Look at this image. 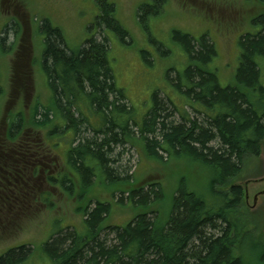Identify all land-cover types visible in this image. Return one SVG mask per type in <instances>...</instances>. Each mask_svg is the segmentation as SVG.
I'll list each match as a JSON object with an SVG mask.
<instances>
[{"label": "trees", "instance_id": "16d2710c", "mask_svg": "<svg viewBox=\"0 0 264 264\" xmlns=\"http://www.w3.org/2000/svg\"><path fill=\"white\" fill-rule=\"evenodd\" d=\"M96 2L100 37L88 40L78 52L68 48L63 32L48 21L40 29L45 36L42 67L52 98L39 121L37 107L33 123L38 128L49 127L54 114L66 125L61 134L73 133L64 137L70 146L64 168L70 171L55 174L51 181L69 199L76 200V213H82L86 228L82 235L75 230L54 233L45 245L47 255L54 264H250L241 244L250 240L252 246L264 248L257 234L261 223L249 213L243 187L233 182L244 172L248 158H259L264 143V17L259 18L261 31L240 41L242 52L234 83L225 88L218 74L209 69L217 52L207 37L197 41L176 31L174 39L192 60L201 63L188 67L185 78L190 88L185 92L189 101L204 111H196L202 113L199 118L182 116L176 121L172 118L175 108L170 110L172 102L166 104L155 95L152 109L139 125L125 91L117 86L109 60V40L102 33L108 29L124 43L129 34L115 18L114 4L109 0ZM160 2L163 0L139 8L138 19L145 31L148 19L161 14ZM88 112L95 118H88ZM19 121L9 130L12 136L0 139V152L12 150L16 160L22 161L18 154L35 151V146L27 147L14 136V131L22 128L23 120ZM131 126L143 141L148 160L166 166L171 158H183L206 174L189 166L172 172L168 187L163 180L139 178H133L131 184L127 171L117 167L122 155L118 149L137 136ZM14 142L16 148H11ZM102 174L113 188L111 201L91 196L93 185L102 182ZM196 179L205 184L197 190ZM116 192L120 197L114 203ZM166 199L171 202L167 212L162 209ZM125 203L137 212L133 220L122 227L108 225L113 206ZM104 230L113 231V236L103 234ZM31 252L26 246L11 249L0 257V264H23ZM257 259L264 264V252Z\"/></svg>", "mask_w": 264, "mask_h": 264}, {"label": "rangeland", "instance_id": "374dc122", "mask_svg": "<svg viewBox=\"0 0 264 264\" xmlns=\"http://www.w3.org/2000/svg\"><path fill=\"white\" fill-rule=\"evenodd\" d=\"M109 2L115 5V18L128 32L129 40L127 43L122 42L108 29L102 34L109 40V60L117 86L125 91L128 102L134 109V120L139 125L143 124L152 109L155 95L166 101V104L167 101L172 102L170 110L175 108L172 118L176 121L181 120L182 116L199 118L202 113L196 111H204L189 101L185 92V88H190L185 78L188 67L192 63L199 66L201 63L192 60L182 44L174 39L176 31L190 35L197 41L207 37L217 52L212 62H209V69L218 74L219 83L225 88L234 83L240 64L239 44L242 37L247 33L256 35L261 31L260 25L254 27L251 21L257 14L264 13L263 0H163L160 2L163 7L161 14L148 19V31H145L138 19V10L142 5H152L154 0ZM99 15L96 0H0V89L3 95L0 98V139H8L11 126L22 119V128L18 133L14 131V136H19V143H24L27 147L35 146L32 149L38 153L36 155H39V158L43 156L52 160L55 174L69 170L64 168L70 147L68 143H64L69 139L64 137L73 136V133L67 131L62 135L66 125L63 121L56 120L54 114L51 115L53 123L49 127L38 128L33 123L37 107L39 116H36V120L39 121L40 113L45 107L51 106L52 98L42 67L45 36L40 29L43 23L48 21L63 32L68 48L78 52L88 40L100 37V29L96 25ZM23 48L26 57L20 58L17 55L19 52L23 53ZM17 60L19 65L16 69ZM87 117L95 118L91 113ZM131 129L137 136H133L129 144L121 146L117 151L122 154L121 164L117 167L127 171L131 184L134 183L133 178H139L152 182L163 180V184L168 187L172 179L170 174L189 166H193L200 174H206L203 168L201 169L204 173L183 158H171L166 166L148 160L146 150L141 146L143 141L139 139L136 129L132 126ZM76 142L77 140H74L73 146ZM13 146L16 148L15 142L11 148ZM3 155V158L0 156V168L12 171L15 180L10 179L11 183L15 184L18 179L20 184L16 185V188L7 183L3 184L6 188L0 186V257L11 249L26 246V249H31L32 252L23 264H54L45 251V245L58 231L67 234L75 230L80 235L84 234V217L82 213H76V200L69 199L58 185L48 189L40 174L34 175L33 180H27L22 161L39 164L43 159L31 161L28 157H22V161L16 162L7 157L16 159L12 150ZM163 155L167 160V154ZM116 156L115 153L113 158ZM100 178L110 191L101 182L100 185H93L91 196L103 202L111 201L110 192L113 188L108 186L106 176L102 174ZM262 178L264 143L261 145L259 158L246 160L244 172L234 180L233 185L244 187L246 181ZM34 180H37L36 184ZM196 183V190L199 185H205L203 179H196ZM263 190L264 182L249 185L250 206L255 194ZM119 197L120 194L116 192L113 202ZM241 200L243 206V199ZM170 207L169 199L162 202L165 212L169 211ZM248 211L260 221L257 234H260V240L264 241V198H259L256 208ZM136 213L135 209L126 203L114 205L107 224L122 227L132 221ZM104 226L106 229V225ZM107 232L111 234L110 237L114 234L113 231H102L103 234ZM251 244L250 240L241 244L243 256L251 260L250 264H263L254 258L262 255L264 248Z\"/></svg>", "mask_w": 264, "mask_h": 264}, {"label": "flooded vegetation", "instance_id": "af4514ba", "mask_svg": "<svg viewBox=\"0 0 264 264\" xmlns=\"http://www.w3.org/2000/svg\"><path fill=\"white\" fill-rule=\"evenodd\" d=\"M260 17H264V13L257 14L256 17H253L254 19L251 21V23L254 24L255 26L259 25V18ZM260 28L262 29L261 26H260ZM247 35H249V33H247L243 37H245ZM241 52H242V49H241ZM3 154H5V153L4 152H0V156L1 157H4ZM36 154H38L36 151L28 150V151H24L23 154H18V155L23 157V158L28 157V158H30L31 161H32V159L33 160L37 159V161H39L40 159H43V160H40L39 164L32 163L30 161H29L30 163H28V161H25L26 163H25L24 169L27 172V180H33V176L34 175H39L40 174L42 182L45 183L46 186L49 189L50 187L53 186L51 180H52V178L55 175V170H54L55 166L52 165V163H51L52 160H49L48 158L43 157V156H40V158H39L38 157L39 155H36ZM14 155L16 156V153H14ZM7 157H9L10 159H12V160L17 162V160L14 159L13 157L12 158H11V156H7ZM29 164H31V165L29 166ZM4 166H6V165H4ZM0 170L2 171L0 173V186L2 188H6L5 185H3L5 183H7L10 187H14V188H16V185L20 184L18 179H16L15 184L11 183L12 180H10V179L15 180L14 179L15 176H14V173L12 171H10V170H2V168H0ZM34 181H35V184H36L37 180H34ZM24 186L26 187L27 184H24ZM1 193H4V192H1Z\"/></svg>", "mask_w": 264, "mask_h": 264}, {"label": "water", "instance_id": "95a60500", "mask_svg": "<svg viewBox=\"0 0 264 264\" xmlns=\"http://www.w3.org/2000/svg\"><path fill=\"white\" fill-rule=\"evenodd\" d=\"M255 182H257V183H263V182H264V178L259 179V180H257V181H250V180H248V181H246V182L244 183L245 202H246L247 207H248L249 209H252V210H254V209L256 208L259 198H264V190H263V191H261V192L255 194V196L253 197V203H252V206L249 205L248 187H249L250 184L255 183Z\"/></svg>", "mask_w": 264, "mask_h": 264}]
</instances>
